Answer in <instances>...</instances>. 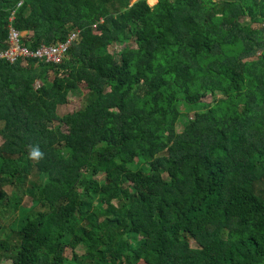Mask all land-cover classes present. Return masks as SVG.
<instances>
[{"label": "trees", "instance_id": "1", "mask_svg": "<svg viewBox=\"0 0 264 264\" xmlns=\"http://www.w3.org/2000/svg\"><path fill=\"white\" fill-rule=\"evenodd\" d=\"M13 12L77 36L0 56V264H264V0H0V52Z\"/></svg>", "mask_w": 264, "mask_h": 264}, {"label": "built area", "instance_id": "2", "mask_svg": "<svg viewBox=\"0 0 264 264\" xmlns=\"http://www.w3.org/2000/svg\"><path fill=\"white\" fill-rule=\"evenodd\" d=\"M20 4L21 2L19 5ZM13 18L14 12L10 17L11 23L9 24V34L6 41L7 47L0 52L1 57L6 58L11 62H15L20 58L28 57H38L46 61L59 62L66 55L74 37L77 36L76 32H73L65 42L41 45L36 49H31L30 47L21 43V36L23 35V32L17 30L13 26ZM261 26L264 27V21L261 23Z\"/></svg>", "mask_w": 264, "mask_h": 264}, {"label": "rangeland", "instance_id": "3", "mask_svg": "<svg viewBox=\"0 0 264 264\" xmlns=\"http://www.w3.org/2000/svg\"><path fill=\"white\" fill-rule=\"evenodd\" d=\"M149 4L150 5H155L158 0H148ZM14 26V25H13ZM24 34V32H23ZM7 41V39L5 40ZM117 48H120V46H117ZM39 82H37L36 84H38ZM40 84V83H39ZM213 99V95L212 93H207V95H205L203 98H202V101L199 102V103H196L194 105H185L183 104L182 102H178L177 105H178V108L181 109L182 113V117H184L186 120H190V119H193L194 116H195V113L197 111H202L203 109V104L205 103V101L209 102ZM83 101V98L81 97V94H76V96H72L70 99H69V102L71 104V106H67V104H61L58 106L57 110H58V113L60 115H64L65 113L68 112V110L70 108H72L73 106H78L80 105V103H82ZM60 125L62 129L66 130V127L62 124H60L59 122H55L54 126H58ZM182 127V124L179 126L178 125V129L180 130ZM2 141V140H0ZM100 179H104L105 175L104 174H100L99 175ZM4 190H6L7 192L9 191L10 194L13 193V190H14V186H5L4 187ZM133 191V190H132ZM32 199L30 197H24L23 198V201H22V204L26 205V206H30L32 204ZM11 218L12 219V216L9 215L8 216V219ZM6 225V223H5ZM134 242H136V240H133ZM77 253L79 254H82L84 252V248L83 247H78L76 249ZM1 264H9L8 261H3ZM139 264H144V262H140Z\"/></svg>", "mask_w": 264, "mask_h": 264}, {"label": "clouds", "instance_id": "4", "mask_svg": "<svg viewBox=\"0 0 264 264\" xmlns=\"http://www.w3.org/2000/svg\"><path fill=\"white\" fill-rule=\"evenodd\" d=\"M33 155H37V153H33Z\"/></svg>", "mask_w": 264, "mask_h": 264}, {"label": "water", "instance_id": "5", "mask_svg": "<svg viewBox=\"0 0 264 264\" xmlns=\"http://www.w3.org/2000/svg\"><path fill=\"white\" fill-rule=\"evenodd\" d=\"M133 1H136V0H133Z\"/></svg>", "mask_w": 264, "mask_h": 264}]
</instances>
